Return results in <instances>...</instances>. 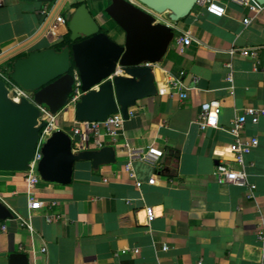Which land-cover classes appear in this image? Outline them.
Wrapping results in <instances>:
<instances>
[{"label":"crops","instance_id":"1","mask_svg":"<svg viewBox=\"0 0 264 264\" xmlns=\"http://www.w3.org/2000/svg\"><path fill=\"white\" fill-rule=\"evenodd\" d=\"M55 2L0 0V53L37 32L45 19L41 12L48 14ZM215 2L224 8L221 17L196 4L185 18L170 22L174 38L188 33L191 43L180 53L173 38L161 61L151 65L156 95L128 109L114 138L102 137L103 146L114 149L115 163L94 169L89 161L76 162L69 185L41 180L30 190L23 172L0 171V202L13 214L0 222V264L13 253L29 264H264L256 235L264 227V116L257 124L246 117L240 131L241 140L259 142L244 157L256 186L253 197L213 177L220 154L235 141L229 132L235 118L246 108L264 110V12ZM76 3L86 5L100 31L123 42L124 33L105 14L110 0H65L58 14L67 20ZM161 18L167 22V14ZM53 30L58 39L46 35L0 66L54 46L67 34L65 25ZM244 47L258 48L256 58L227 53ZM168 74L182 81L185 98L169 90ZM211 100L221 102L218 127L200 130V105ZM57 118L59 130L69 132L74 107L67 105ZM147 146L163 156L155 164L131 161L126 171L127 149ZM147 208L154 214L150 221Z\"/></svg>","mask_w":264,"mask_h":264},{"label":"water","instance_id":"2","mask_svg":"<svg viewBox=\"0 0 264 264\" xmlns=\"http://www.w3.org/2000/svg\"><path fill=\"white\" fill-rule=\"evenodd\" d=\"M263 5L264 0H254ZM65 0H56L40 28L27 40L0 53V64L28 49L46 36L49 26ZM198 0H110L105 13L124 33L118 44L100 31L84 3L76 7L66 20L70 43L61 50L53 46L32 51L12 64L10 79L32 94V102L22 98L14 102L8 97L0 79V171L24 172L31 160L45 122L38 123L45 106L53 115L67 106L72 92L71 69L77 70L83 95L74 106L77 121H104L121 113L128 119V109L143 98L156 95L154 75L150 67L166 54L174 33L170 22L185 18ZM167 14V22L156 17ZM190 79V78H189ZM201 84L205 85L202 81ZM42 158L37 172L43 182L69 185L76 162L89 161L97 169L115 163L112 147L85 150L74 154L71 140L62 130L54 131L42 144ZM13 214L0 202V222ZM8 264H29L25 255L13 253Z\"/></svg>","mask_w":264,"mask_h":264},{"label":"built area","instance_id":"3","mask_svg":"<svg viewBox=\"0 0 264 264\" xmlns=\"http://www.w3.org/2000/svg\"><path fill=\"white\" fill-rule=\"evenodd\" d=\"M128 2L139 5L137 0H127ZM233 4L244 7L249 11L257 14L264 12V4H257L254 0H230ZM197 4H201L206 12L215 17H221L224 14V8L217 4L215 0H198ZM44 18L47 16L45 11L41 12ZM157 20L165 22L162 20L161 16L156 17ZM249 19L243 20L244 24L249 23ZM54 24H60L66 26V20L60 16L56 15L53 23L49 26L46 35H51L55 41L58 39L57 34L53 30ZM174 41L178 47L180 53L183 52L184 48L188 47L191 43V36L188 33H182L174 38ZM258 48H230L227 53L232 56H239L243 58L255 59L257 55ZM143 66L150 67L148 63H144ZM71 75L73 77L72 92L68 98L67 105L75 106L79 101L80 97L83 95L81 91V83L79 80V75L76 69H72ZM182 72H179V76ZM0 79L5 83L8 90V97L14 101L19 102L20 99L25 98L32 102V94L21 89L16 85L10 77L5 76L0 72ZM227 81L232 82L231 74H228ZM167 85L170 91H173L179 95L181 98H185L186 95L182 91L184 89L182 81L179 77L167 75ZM40 111V117L38 118V123L45 122V126L39 132V139L35 146V150L31 160L27 163V168L23 172L24 180L28 187V190L32 189L38 182L41 181L40 176L37 172L38 162L42 158L41 147L45 140L56 130L57 127V115H53L49 110L42 105L37 106ZM221 112V102L218 100H211L204 102L200 105V111L197 116L198 126L200 130L206 128H217L218 118ZM129 115V111H128ZM264 116V110H256L254 108H246L242 114L237 116L233 121L232 127L229 132L234 136L235 141L227 146L223 152L220 154L221 160H218L214 170L213 177L218 184H232L238 187L246 188L249 192V197H253V192L256 189L255 184L249 182L248 175L246 172L247 165L245 164L244 157L249 155L251 151L258 147V139L256 137L240 139V131L245 124L246 117L250 118L252 124H257L259 117ZM123 122V117L118 111L117 113L109 115L104 121H77L74 120L68 136L71 140V149L74 154L91 150H99L103 148L102 137H112L114 138L117 131L120 129ZM163 156V152L154 146H147L145 148H128L127 157L128 163L124 166L126 171L130 170V162L134 160L155 164ZM106 181V179H104ZM149 185L154 184V178L148 181ZM137 186L140 184L137 183ZM33 196L29 195V201H33ZM147 219L150 221L153 219L154 214L150 208L146 210ZM21 220V226L26 227L29 231H32V227L28 221ZM48 221L54 220L53 217L47 218ZM257 238L262 242V247L264 249V227H260L257 230ZM122 250L121 253H124ZM134 254L138 253V250L134 249L132 251Z\"/></svg>","mask_w":264,"mask_h":264},{"label":"trees","instance_id":"4","mask_svg":"<svg viewBox=\"0 0 264 264\" xmlns=\"http://www.w3.org/2000/svg\"><path fill=\"white\" fill-rule=\"evenodd\" d=\"M80 4H82V3H76V4H74V8H76V7H78ZM70 43V41H69V34L67 33L66 35H64L63 36V38H62V40L59 42V43H57L56 45H54L53 47L56 49V50H61L63 47H65L66 45H68ZM25 56H27V55H23V56H21V57H19V58H22V57H25ZM19 58H16V59H19ZM16 59H14L13 61H10V62H8L7 64H6V69L8 70V74L6 75V74H4V73H2V74H4L5 76H7V77H10V73H11V70H12V64H13V62L16 60ZM73 69V68H72ZM72 69H71V71H72ZM70 71V72H71Z\"/></svg>","mask_w":264,"mask_h":264},{"label":"rangeland","instance_id":"5","mask_svg":"<svg viewBox=\"0 0 264 264\" xmlns=\"http://www.w3.org/2000/svg\"><path fill=\"white\" fill-rule=\"evenodd\" d=\"M106 14V13H105ZM106 16H107V14H106ZM108 17V16H107ZM111 24H112V27H114V28H117V26H116V24L113 22V21H111ZM0 72H2V73H4V74H8L9 72H8V70L6 69V65L4 64V65H1L0 66ZM66 108V106L59 112V113H57L56 115L57 116H60V114L63 112V110ZM58 119V118H57ZM59 120V119H58ZM66 134H68V132H65Z\"/></svg>","mask_w":264,"mask_h":264}]
</instances>
